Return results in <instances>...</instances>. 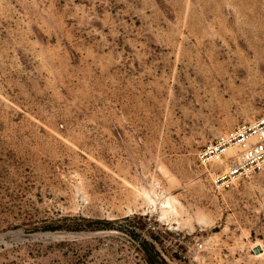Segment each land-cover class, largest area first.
<instances>
[{"label":"rangeland","instance_id":"obj_1","mask_svg":"<svg viewBox=\"0 0 264 264\" xmlns=\"http://www.w3.org/2000/svg\"><path fill=\"white\" fill-rule=\"evenodd\" d=\"M264 0H0V264H264Z\"/></svg>","mask_w":264,"mask_h":264},{"label":"built area","instance_id":"obj_2","mask_svg":"<svg viewBox=\"0 0 264 264\" xmlns=\"http://www.w3.org/2000/svg\"><path fill=\"white\" fill-rule=\"evenodd\" d=\"M233 142L238 146L234 171L254 173L264 166V117L244 123L223 143Z\"/></svg>","mask_w":264,"mask_h":264},{"label":"trees","instance_id":"obj_3","mask_svg":"<svg viewBox=\"0 0 264 264\" xmlns=\"http://www.w3.org/2000/svg\"><path fill=\"white\" fill-rule=\"evenodd\" d=\"M145 252H147V259L150 264H169V262L156 249L155 245L148 241L143 242Z\"/></svg>","mask_w":264,"mask_h":264}]
</instances>
